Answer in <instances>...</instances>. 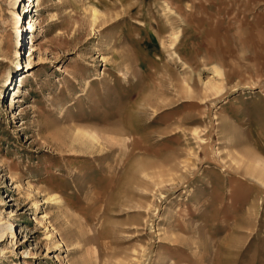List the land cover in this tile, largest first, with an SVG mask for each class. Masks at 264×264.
I'll return each mask as SVG.
<instances>
[{
  "label": "rangeland",
  "instance_id": "1",
  "mask_svg": "<svg viewBox=\"0 0 264 264\" xmlns=\"http://www.w3.org/2000/svg\"><path fill=\"white\" fill-rule=\"evenodd\" d=\"M254 152L264 0H0V264H264Z\"/></svg>",
  "mask_w": 264,
  "mask_h": 264
},
{
  "label": "bare ground",
  "instance_id": "2",
  "mask_svg": "<svg viewBox=\"0 0 264 264\" xmlns=\"http://www.w3.org/2000/svg\"><path fill=\"white\" fill-rule=\"evenodd\" d=\"M34 0H32L33 2ZM10 81V78L7 79V82ZM98 139V137H95V139ZM240 160L245 162V167L243 168V171H250L252 170L254 173H263L264 172V159L258 154L255 153L252 156H244L242 155L240 157ZM2 235V234H1ZM1 241L4 240L3 236L0 237Z\"/></svg>",
  "mask_w": 264,
  "mask_h": 264
}]
</instances>
